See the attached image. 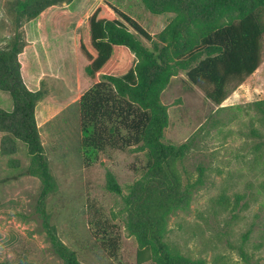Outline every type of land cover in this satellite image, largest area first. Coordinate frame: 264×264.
Here are the masks:
<instances>
[{
    "label": "rangeland",
    "instance_id": "1",
    "mask_svg": "<svg viewBox=\"0 0 264 264\" xmlns=\"http://www.w3.org/2000/svg\"><path fill=\"white\" fill-rule=\"evenodd\" d=\"M17 1L0 0V51L17 48L23 83L40 94L35 120L57 186L46 201L51 223L82 264H137V244L126 229L127 208L121 195L106 189L107 174L125 196L145 172L148 157L133 147L107 149L90 166L83 162L78 99L91 80L77 41L84 38L88 14L106 3L150 36L134 33L153 52L175 13H152L141 0H64L29 17L17 13ZM236 20L231 12L222 22ZM261 100L264 45L258 69L220 105L206 99L181 70L162 92L168 114L162 142H189L178 166L182 198L166 216L165 241L191 260L264 264V121L254 107ZM12 108L10 95L0 92V109ZM7 138L0 130V259L17 263L25 255L29 264H63L35 212L40 183L26 173L25 148L19 141L9 147ZM199 178L201 183L190 187ZM104 235L117 236L114 255L103 244Z\"/></svg>",
    "mask_w": 264,
    "mask_h": 264
},
{
    "label": "trees",
    "instance_id": "2",
    "mask_svg": "<svg viewBox=\"0 0 264 264\" xmlns=\"http://www.w3.org/2000/svg\"><path fill=\"white\" fill-rule=\"evenodd\" d=\"M64 0H18L17 13L37 15ZM152 13H175L174 19L153 43V52L136 37L150 36L130 17L100 3L84 21L83 40L78 48L87 61L91 86L78 99L79 149L85 165L97 161L107 149L136 147L145 151V172L123 195L111 173L106 189L121 195L127 208L126 229L137 244L136 263L204 264L191 260L165 241L166 216L182 198L180 162L189 142H162L168 124L161 95L171 77L181 70L211 103L220 105L229 91L251 76L263 60L264 0H141ZM235 13L236 21L222 19ZM156 53V55L154 54ZM18 50L0 51V92H7L12 110L0 109V130L8 135L4 144L19 141L29 158L26 173L38 179L40 191L35 212L52 252L63 264H82L59 238L46 209L48 197L57 186L50 173L35 120L37 91L25 87ZM264 121V100L254 103ZM202 175V174H201ZM201 183L199 178L194 187ZM110 255L117 250V236L104 235ZM246 237V236H245ZM245 257V254L241 252ZM25 255L17 263L29 264Z\"/></svg>",
    "mask_w": 264,
    "mask_h": 264
}]
</instances>
